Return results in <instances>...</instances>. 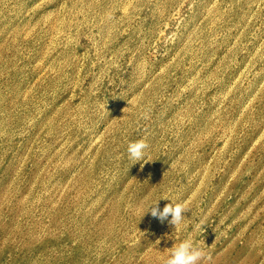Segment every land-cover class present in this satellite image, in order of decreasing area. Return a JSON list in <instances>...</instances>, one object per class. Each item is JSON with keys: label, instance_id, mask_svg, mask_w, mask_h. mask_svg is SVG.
I'll list each match as a JSON object with an SVG mask.
<instances>
[{"label": "rangeland", "instance_id": "rangeland-1", "mask_svg": "<svg viewBox=\"0 0 264 264\" xmlns=\"http://www.w3.org/2000/svg\"><path fill=\"white\" fill-rule=\"evenodd\" d=\"M189 237L264 264V0H0V264H167Z\"/></svg>", "mask_w": 264, "mask_h": 264}, {"label": "clouds", "instance_id": "clouds-1", "mask_svg": "<svg viewBox=\"0 0 264 264\" xmlns=\"http://www.w3.org/2000/svg\"><path fill=\"white\" fill-rule=\"evenodd\" d=\"M146 147L147 146L143 141L129 143L127 148L129 158L136 161V163L141 161L145 163ZM159 202L152 204L148 208L147 213H150L154 219L159 220L161 223L167 221L170 225L175 226V231L178 230V226L185 219L184 214L187 212L186 206L182 203L171 202L166 204L161 210L159 207ZM169 216H171L170 220ZM200 227L201 225H196L197 229ZM169 251L171 252V255L167 260V264H199L204 256V253L194 246V243L190 237L184 239L178 245L174 244V246Z\"/></svg>", "mask_w": 264, "mask_h": 264}]
</instances>
